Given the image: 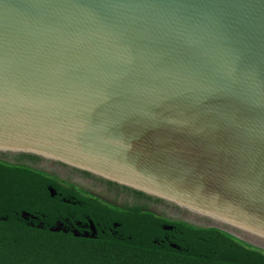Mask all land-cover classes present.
<instances>
[{"label":"water","instance_id":"obj_1","mask_svg":"<svg viewBox=\"0 0 264 264\" xmlns=\"http://www.w3.org/2000/svg\"><path fill=\"white\" fill-rule=\"evenodd\" d=\"M3 154L264 250V0H0Z\"/></svg>","mask_w":264,"mask_h":264},{"label":"trees","instance_id":"obj_2","mask_svg":"<svg viewBox=\"0 0 264 264\" xmlns=\"http://www.w3.org/2000/svg\"><path fill=\"white\" fill-rule=\"evenodd\" d=\"M85 216L100 225L97 238L50 229L64 217ZM0 264H264V250L214 227L109 205L47 172L0 159Z\"/></svg>","mask_w":264,"mask_h":264},{"label":"flooded vegetation","instance_id":"obj_3","mask_svg":"<svg viewBox=\"0 0 264 264\" xmlns=\"http://www.w3.org/2000/svg\"><path fill=\"white\" fill-rule=\"evenodd\" d=\"M92 177L94 178L88 181H84L83 179H81L82 183H78L79 185L68 182L64 179L60 180L79 189L83 194L89 195L95 199H99L109 205L121 208L126 206H140L145 210L151 211V209L146 207L148 199L145 198L144 195L140 194V192L133 190L127 186L119 185L117 183L107 181L93 175ZM56 195L60 196L61 194L55 191L54 196ZM56 226H61L62 231L64 232H71L73 235L83 238H97L100 227L99 224H94L93 221L88 218V216H85L84 220H75L70 217H64L62 220H58L56 222ZM113 227L115 229L118 227V225L114 224ZM100 230L102 232H105V229L100 228ZM112 233L116 234L117 232H115L114 230V232L112 231ZM164 238L165 240H167L169 237L167 234H165Z\"/></svg>","mask_w":264,"mask_h":264},{"label":"rangeland","instance_id":"obj_4","mask_svg":"<svg viewBox=\"0 0 264 264\" xmlns=\"http://www.w3.org/2000/svg\"><path fill=\"white\" fill-rule=\"evenodd\" d=\"M0 157L8 162L25 163L41 168L45 170L48 174L58 179H64L74 184L82 183L81 179H83L84 181H88L94 178L88 172L78 170L76 168L61 164L56 161H48L44 159L35 160L30 157L18 156L15 154H3ZM145 198L148 199L146 207H148L152 211L161 214L169 219H172V221L183 219V212L176 206H174L172 203L158 199L156 197L145 196Z\"/></svg>","mask_w":264,"mask_h":264}]
</instances>
